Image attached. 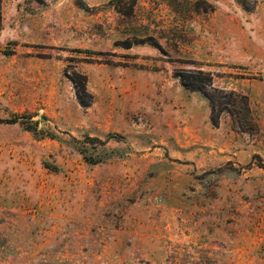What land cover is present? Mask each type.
Wrapping results in <instances>:
<instances>
[{
    "label": "rangeland",
    "instance_id": "rangeland-1",
    "mask_svg": "<svg viewBox=\"0 0 264 264\" xmlns=\"http://www.w3.org/2000/svg\"><path fill=\"white\" fill-rule=\"evenodd\" d=\"M263 47L264 0H0V264H264Z\"/></svg>",
    "mask_w": 264,
    "mask_h": 264
},
{
    "label": "trees",
    "instance_id": "trees-1",
    "mask_svg": "<svg viewBox=\"0 0 264 264\" xmlns=\"http://www.w3.org/2000/svg\"><path fill=\"white\" fill-rule=\"evenodd\" d=\"M33 1L39 4H44L46 0H33ZM180 77L183 87L191 91L200 92L209 100L212 110L211 121L213 125L216 126L217 124H219L220 115L222 113L228 112L229 114H231V111L225 108L221 110L220 115L218 117L215 116V99L206 92V89L207 88L213 89L214 92L217 93L221 92L222 94L229 95L231 98L235 97L236 94L234 92H230L227 94L223 90H218L214 88L212 74L204 72L203 70H197V71H189L184 75H181ZM77 94H78L77 95L78 100L83 107L87 108L91 106V104L93 103V97L90 94H88L86 85H83L82 90H79ZM82 95L88 97L89 101H84ZM243 98L244 97H242V99Z\"/></svg>",
    "mask_w": 264,
    "mask_h": 264
},
{
    "label": "crops",
    "instance_id": "crops-1",
    "mask_svg": "<svg viewBox=\"0 0 264 264\" xmlns=\"http://www.w3.org/2000/svg\"><path fill=\"white\" fill-rule=\"evenodd\" d=\"M216 14H218V12ZM225 43L226 44L221 47V44H214V40L211 39V37L209 39L202 37L200 41L195 42V45L193 44L197 60L202 63V66L209 67L216 65L226 67L234 63L235 58H232V56L229 54L231 45H229L227 42ZM255 52H262V48L256 47L247 40V66L250 65Z\"/></svg>",
    "mask_w": 264,
    "mask_h": 264
}]
</instances>
